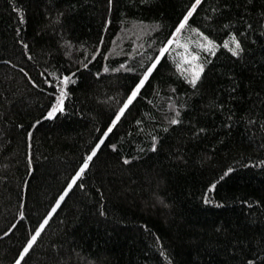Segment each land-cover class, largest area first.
<instances>
[{
    "label": "trees",
    "instance_id": "16d2710c",
    "mask_svg": "<svg viewBox=\"0 0 264 264\" xmlns=\"http://www.w3.org/2000/svg\"><path fill=\"white\" fill-rule=\"evenodd\" d=\"M0 264H264V0H0Z\"/></svg>",
    "mask_w": 264,
    "mask_h": 264
},
{
    "label": "rangeland",
    "instance_id": "374dc122",
    "mask_svg": "<svg viewBox=\"0 0 264 264\" xmlns=\"http://www.w3.org/2000/svg\"><path fill=\"white\" fill-rule=\"evenodd\" d=\"M226 44L230 48H235V43L232 41H229ZM218 47L219 45L213 42L205 34L195 29H187L185 21H183L163 49L161 55L166 51L169 52L171 58L176 60L178 68L186 75L187 80L194 83L197 81L203 69V54L208 53L209 51H213L214 53ZM141 85L142 82L133 91L126 102V105H128L133 99ZM125 107L121 109L118 116L124 111ZM60 108H62V104L57 106L50 113V116L54 115V113Z\"/></svg>",
    "mask_w": 264,
    "mask_h": 264
}]
</instances>
